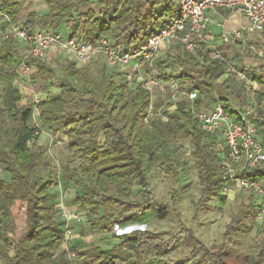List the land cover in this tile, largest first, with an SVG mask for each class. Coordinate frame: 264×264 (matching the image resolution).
<instances>
[{
    "label": "trees",
    "instance_id": "1",
    "mask_svg": "<svg viewBox=\"0 0 264 264\" xmlns=\"http://www.w3.org/2000/svg\"><path fill=\"white\" fill-rule=\"evenodd\" d=\"M44 2L48 14L43 17L29 14L23 23L25 29L31 30L42 23L40 28L47 27L59 33V25L66 21L72 33L79 31L90 44L104 37L112 38L117 52L134 51L155 27L164 25L176 13L174 0H97L102 9L97 18L91 11L73 16L90 4V0ZM21 10L17 0H0L2 16L13 19ZM21 56L19 44L15 46L0 40V262L72 264L62 259L57 261L46 248L48 244L54 246L58 242L56 236L48 237L54 227L50 223L54 210L50 189L54 180L50 173L42 174V171H48L51 163L45 149L35 142L37 133L30 127L33 105H23L21 92L14 87ZM48 62H28L36 66L30 74L32 79L44 84L55 79L60 89L58 93L48 91L45 94V101L38 107V120L45 130L66 135L69 156L64 172L71 185L84 191L75 198V206L84 214L96 216L90 222L91 231L111 234L116 226L136 215L152 212L163 219L176 207L179 191L175 193L173 206L156 201L144 171L145 146L157 140L168 145L185 138L191 143V158L201 184L196 212L208 209L205 203L220 197L216 159L204 135L198 131L187 103H179L168 122L154 120L148 129L143 120L151 102L149 91L140 86L127 88L125 82L120 86L113 85L112 81L104 89L96 87L89 65L77 68L73 63H67L62 67L63 76L59 79ZM156 66L159 71L173 70L170 77H163L165 80H177L188 85L187 91L198 92L200 100L196 107H200L204 97H217L225 103L234 98L232 105L238 103L239 94L247 97L241 86L239 94L233 91L232 86L238 83L235 79L227 78L218 83L227 65L207 54L182 55L180 47L175 46L173 54ZM238 70L246 72L250 80L264 89V71L257 74L243 68ZM254 96L259 115L254 120L258 138L264 145V92ZM162 107L159 99L153 102L154 110ZM226 110L230 109L226 107ZM172 157L171 153L165 154V160H161L159 166L176 179L175 183L181 188L180 166ZM247 177L264 182V170L247 174ZM134 187L139 190L137 198H131ZM250 209L249 205H242L226 226L225 241L212 250L191 231L183 230L181 234L189 248L186 259L200 257L207 264H264V224L255 244V253H239L228 247L230 237L237 230L252 227L254 216L253 211L249 216ZM115 239L118 243L113 249H91L76 255L87 264H148L167 256L177 244L175 236L165 240L146 230H135Z\"/></svg>",
    "mask_w": 264,
    "mask_h": 264
},
{
    "label": "built area",
    "instance_id": "2",
    "mask_svg": "<svg viewBox=\"0 0 264 264\" xmlns=\"http://www.w3.org/2000/svg\"><path fill=\"white\" fill-rule=\"evenodd\" d=\"M174 8L176 13L164 25L155 27L146 41L132 52H117L115 40L110 37L90 44L78 31L65 35L42 28L27 30L2 15L0 40L20 45L22 56L17 75L28 77L36 67L28 62L48 61V52L53 49L77 66L102 60L110 69L125 75L127 88L140 86L150 94L165 76L163 70H158L157 63L172 55L175 46L180 47L182 55L199 56L202 53L226 63L225 73L218 83L227 78L239 82L247 93L245 108L240 109L237 103H225L217 97L213 101L203 98L200 107H196L200 100L198 92L187 91L188 85L169 80L167 85L171 94L165 107L154 110L151 100L143 124L148 127L154 120L168 122L181 103L180 98L186 99L198 131L214 152L220 174V205L234 201L241 192L246 193L251 200L255 223L262 224L264 182L249 178L247 174L264 170V145L258 138L254 120L259 115L255 102L251 100V95L260 94L264 89L250 80L246 72L238 70L224 50L233 48L239 55H257V61L244 63L243 69L257 74L264 71V46H256L264 38V0H174ZM214 16L220 20L216 21ZM234 17L238 18L237 26L228 30L226 26ZM211 27L218 30V35L211 31ZM45 98L46 95L34 94L33 109L38 112ZM226 107L236 114L230 113ZM64 218L68 222H80L75 213L64 215Z\"/></svg>",
    "mask_w": 264,
    "mask_h": 264
},
{
    "label": "rangeland",
    "instance_id": "3",
    "mask_svg": "<svg viewBox=\"0 0 264 264\" xmlns=\"http://www.w3.org/2000/svg\"><path fill=\"white\" fill-rule=\"evenodd\" d=\"M257 47L264 46V40L256 44ZM228 59L235 63L238 69L243 68L244 63L251 60V56L248 53L244 55L245 59H238L235 50L229 48ZM239 57V58H240ZM47 62V61H46ZM49 63V62H48ZM69 62L63 54H59L57 60L50 61L51 66L55 71V76L59 79L63 76L62 67ZM75 67H83L77 66ZM94 75L96 87L102 89L112 81L113 85H123L125 81V75L110 69L103 61H97L88 66ZM103 70L102 72H100ZM173 74L172 69H164V77H170ZM30 77H23L17 75L14 87L21 91L22 104L30 105L34 102V94L45 95L48 91L58 93L60 91L57 80L51 79L48 83H42ZM168 80L163 77L160 78V84L150 94L151 100L155 102L160 100L163 107L167 101L170 93ZM239 82L232 86L233 91L239 92ZM1 91V87H0ZM240 102L237 100V104L240 109L245 108L246 96L239 94ZM210 101L214 100L211 96ZM207 98L204 97L203 100ZM234 98L230 99L232 101ZM251 100L256 101L254 95H251ZM181 104L187 103L186 99L179 100ZM256 105V103H255ZM91 109L89 110V112ZM30 127L37 133V145L42 146L50 160V168L48 171H42L43 176L50 173L53 176L54 184L50 189V193L53 195L51 203L54 206L52 212L51 221L54 225L53 229L48 232V237L56 236L58 242L56 245H47L51 255L58 261L60 259L70 261L72 264H87V261L79 260L76 253H82L86 250L100 249L110 250L113 249L118 241L115 237L131 233L135 230H146L152 232L155 236L168 240L172 237H177V244L170 250L167 256L152 261L148 264H207L200 257H196L191 260L186 259V255L189 252V248L184 243V236L181 234L183 230H189L193 235L203 243L208 249L212 250L224 240V234L226 226L230 223L231 217L241 209L242 205L250 206L251 212L249 216H252V205L249 196L246 193H239L236 195L234 201L220 205V198H215L205 203L208 209L201 212H196L195 208L198 204L200 197V178L195 168L192 158V145L189 140L183 138L179 141H172L168 145L162 144L161 141H155L152 144L146 145L144 149V171L147 176L151 193L154 199L162 204L174 205L176 199L175 193H178V199L176 207H173L172 211L165 214L163 219L157 218L152 212H145L141 215H136L133 219L127 220L124 224L116 226L114 232L111 234L103 232H93L90 230V222L96 217L91 213H85L79 211L75 206V198L83 194V190L76 186L71 185L68 182V177L64 172V167L67 165V159L69 151L67 149L66 140L64 136L55 135V133H49L43 127H41L37 111L33 109L32 120ZM146 127V126H145ZM148 126V129H151ZM147 128V127H146ZM214 156L213 150L209 149ZM171 153L176 163H179L181 171V181L183 186L179 188V184L175 183V180L167 175L160 169L159 163L161 160H165V154ZM215 157V156H214ZM77 165V164H75ZM1 175V173H0ZM179 189V190H178ZM138 189L133 188L131 198H137ZM139 200V199H138ZM210 207V208H209ZM78 214L80 222L77 220L66 221L64 215ZM83 213L84 215H82ZM102 213L99 212V215ZM125 214H120L124 216ZM254 221V220H253ZM244 224L247 221L243 222ZM264 223L258 224L253 222L252 227L248 230H237L229 239L228 247L234 249L239 253H255V244L259 239V232ZM0 264H3L0 262Z\"/></svg>",
    "mask_w": 264,
    "mask_h": 264
},
{
    "label": "crops",
    "instance_id": "4",
    "mask_svg": "<svg viewBox=\"0 0 264 264\" xmlns=\"http://www.w3.org/2000/svg\"><path fill=\"white\" fill-rule=\"evenodd\" d=\"M17 1L19 2L22 10H21V12L19 13V15L17 17H15V18L12 19V21H14L16 23H20V24L23 25V23L25 22V20H26V18H27V16L29 14H34L37 17H43V16H46L48 14V9H47V6H46L44 0H17ZM88 11L93 12L95 14L96 18L99 17L100 13L102 12V9L97 4V0H90V4H88V5L80 8L77 13H74L73 14V16L84 15ZM214 18L216 19V21H219L220 20V18L218 16H214ZM237 20H238V18H236V17L232 18L228 22L226 28L228 30H230L233 27L237 26ZM39 24H42V23H39ZM39 24H37L36 26H34L33 29L40 28V25ZM45 30L51 31L50 29H47V27H46ZM59 30H60V32H64V33H67V34H71L72 33L71 32L72 30L70 28H68V26L66 24V21L62 22L59 25ZM211 31L218 35V30L215 29L214 27H211ZM263 40H264V38H263ZM231 50H232V48H231ZM224 52H225L226 56H228V54L230 53L228 49H225ZM57 54H59L58 51H55V50L51 49L48 52V61L50 62L52 60H56L58 58V55ZM236 55L238 56L239 54L236 53ZM250 56H251V60H248L249 62H251V61H257V59H258L257 58V55H250ZM239 57L240 56H238V59L239 60H241V59L247 60V59L244 58V56H241L240 58ZM241 61H243V60H241ZM237 66H239V65H237ZM202 102L203 101L201 100V103ZM208 110H209V108H208ZM37 116H38V112H37ZM49 133H53V132H49ZM58 134L60 136H64V141L66 140V135L64 133H60V132L59 133H55V135H58Z\"/></svg>",
    "mask_w": 264,
    "mask_h": 264
}]
</instances>
